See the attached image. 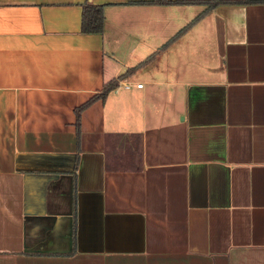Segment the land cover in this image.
Returning a JSON list of instances; mask_svg holds the SVG:
<instances>
[{
	"label": "crops",
	"instance_id": "0c3cea01",
	"mask_svg": "<svg viewBox=\"0 0 264 264\" xmlns=\"http://www.w3.org/2000/svg\"><path fill=\"white\" fill-rule=\"evenodd\" d=\"M149 1L0 0V264H264V0Z\"/></svg>",
	"mask_w": 264,
	"mask_h": 264
},
{
	"label": "trees",
	"instance_id": "16d2710c",
	"mask_svg": "<svg viewBox=\"0 0 264 264\" xmlns=\"http://www.w3.org/2000/svg\"><path fill=\"white\" fill-rule=\"evenodd\" d=\"M213 1V3H212ZM228 0H152L148 3H161V4H171V3H190V4H207L208 8L213 7L214 5H218L220 3H227ZM104 4H97L90 1H85L83 3V10H82V24L81 30L85 33H102L105 29V12H104ZM204 12L198 14L189 24L182 28L172 39L177 37L179 34L183 33L188 26L195 23L197 20L201 18ZM171 39V40H172ZM164 46V45H163ZM118 85V79L112 80L108 82L102 92L100 94L95 95L92 97L88 102L84 103L80 107L77 108V124H79V116L80 111L86 107L91 101H93L99 95L104 96L106 93L114 89Z\"/></svg>",
	"mask_w": 264,
	"mask_h": 264
},
{
	"label": "built area",
	"instance_id": "2783aa9c",
	"mask_svg": "<svg viewBox=\"0 0 264 264\" xmlns=\"http://www.w3.org/2000/svg\"><path fill=\"white\" fill-rule=\"evenodd\" d=\"M120 83L126 88H129L132 85L131 82L126 81V80H122V81H120ZM142 85L143 84L141 82L137 83V86H139V87L142 86Z\"/></svg>",
	"mask_w": 264,
	"mask_h": 264
}]
</instances>
